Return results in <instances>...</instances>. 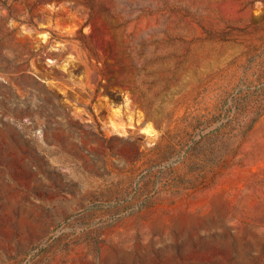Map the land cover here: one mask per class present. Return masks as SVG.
<instances>
[{
    "label": "rangeland",
    "instance_id": "rangeland-1",
    "mask_svg": "<svg viewBox=\"0 0 264 264\" xmlns=\"http://www.w3.org/2000/svg\"><path fill=\"white\" fill-rule=\"evenodd\" d=\"M0 264H264V0H0Z\"/></svg>",
    "mask_w": 264,
    "mask_h": 264
},
{
    "label": "trees",
    "instance_id": "trees-1",
    "mask_svg": "<svg viewBox=\"0 0 264 264\" xmlns=\"http://www.w3.org/2000/svg\"><path fill=\"white\" fill-rule=\"evenodd\" d=\"M53 37H55V34L53 33ZM252 127V125H250L249 127H248V130L250 129Z\"/></svg>",
    "mask_w": 264,
    "mask_h": 264
}]
</instances>
